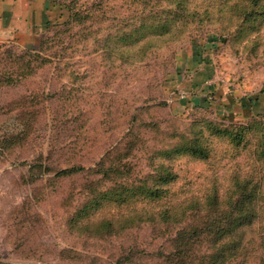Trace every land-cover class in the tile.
<instances>
[{
    "label": "rangeland",
    "instance_id": "obj_1",
    "mask_svg": "<svg viewBox=\"0 0 264 264\" xmlns=\"http://www.w3.org/2000/svg\"><path fill=\"white\" fill-rule=\"evenodd\" d=\"M55 1L0 39V264H264V0Z\"/></svg>",
    "mask_w": 264,
    "mask_h": 264
},
{
    "label": "crops",
    "instance_id": "obj_2",
    "mask_svg": "<svg viewBox=\"0 0 264 264\" xmlns=\"http://www.w3.org/2000/svg\"><path fill=\"white\" fill-rule=\"evenodd\" d=\"M56 7L51 0H0V39L39 42L46 27L55 21ZM207 74L208 67L197 62L192 79L184 81L185 88L191 83L198 88L205 87Z\"/></svg>",
    "mask_w": 264,
    "mask_h": 264
},
{
    "label": "trees",
    "instance_id": "obj_3",
    "mask_svg": "<svg viewBox=\"0 0 264 264\" xmlns=\"http://www.w3.org/2000/svg\"><path fill=\"white\" fill-rule=\"evenodd\" d=\"M51 2H53L56 6H59V7H62L65 11H67L65 9V5L61 4V3H57L55 0H51ZM56 20L54 22H51L45 29V32L41 38V41L40 43L43 41V39L45 38V33L46 31L51 27L53 26L54 24H56ZM187 151L194 155V156H197V157H200V158H205L207 156V150L199 145H190L187 147ZM61 172H65L64 170H62ZM85 209L82 208L81 210H79V213H82V214H85L86 212H84Z\"/></svg>",
    "mask_w": 264,
    "mask_h": 264
}]
</instances>
